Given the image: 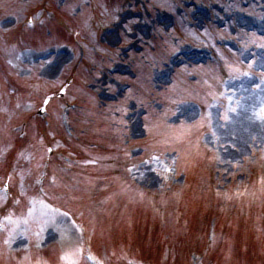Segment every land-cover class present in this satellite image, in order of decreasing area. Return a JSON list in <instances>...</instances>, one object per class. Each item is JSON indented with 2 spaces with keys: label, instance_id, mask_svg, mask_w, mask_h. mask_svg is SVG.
<instances>
[{
  "label": "rangeland",
  "instance_id": "374dc122",
  "mask_svg": "<svg viewBox=\"0 0 264 264\" xmlns=\"http://www.w3.org/2000/svg\"><path fill=\"white\" fill-rule=\"evenodd\" d=\"M44 1L45 0H0V16L5 15L9 19V22L11 21L10 19H12L10 23L8 22V24L0 26V99L4 95L7 96V94L4 93L5 87L9 89H12V87L19 88V85L23 87L24 91H22V94L27 99L25 103H22V101L19 103V107L24 106L19 112H15L14 109H10L6 106L0 108L1 116L6 118V121L10 123L14 120L16 122L17 118L20 116L26 117L29 111L33 109L30 107L31 104L33 105L34 103L32 100L42 99L44 91H50L52 85L58 84L59 86L66 76V71H69L67 70L68 64H66L68 59L63 55H55L56 57L54 58L52 57L40 61L35 64L34 67H30V64H33L30 63V55L25 54L26 58H29L27 62L29 66H27L19 62L17 55L20 54V49H17V52L10 50L15 47L10 44L1 48V33H3V30H8L4 32H11V29L16 26L23 17L28 16L29 6H36L37 4H42ZM123 1H126L130 5L133 4L138 10L156 13L165 12L169 15L173 24L175 22L174 27H171L169 33H164L162 29L156 27V34L154 37L144 41L143 44L153 48L152 50L156 47L167 46L170 42L184 44L186 46H200L203 45L205 41H208L210 36L214 33L215 36H211V39L219 35L220 38L227 37L243 45L245 43L242 40L246 37L245 32H247V29L250 27V21L253 23L257 22V26H261L264 23V21H256L259 17L264 19V0H260L259 2L252 0V5H254V7L249 11L253 12L258 18L254 15L250 21H246L239 17V13L248 10V8H244L243 0H72L73 3L71 0H67L65 9L63 8L59 15L62 17V21L65 23L67 30H70L66 32L62 31L63 33L61 35L59 32L55 39H59L62 36L61 40L66 42L74 41L73 33H77L78 36L81 35V37H79L81 40L91 41L95 35L94 31L97 33L112 28L116 18L121 14V8L118 7V4L121 5ZM6 4L9 5L4 7ZM258 7L260 12H257ZM198 8L203 9L200 19H196L194 16V11ZM131 15L132 13L129 16ZM230 15H232L233 19L231 23L228 22L227 28L222 29L223 31L215 30L211 24H207L210 17L213 20L223 21L226 16ZM241 24L245 27H242ZM257 26L254 28H257ZM134 28H136V26H134ZM122 29L123 35L119 33L118 37L120 39H122V37H127V41H133L131 38L133 32H130V21L126 20ZM231 29H233L234 32ZM227 32H230V34H227ZM39 35L40 34L36 35L38 40L40 38ZM116 38L117 37H115V39ZM32 40L38 42L36 38H32ZM37 42L34 43V51L40 46ZM104 49L106 52V48ZM229 49L231 50V48ZM244 51V49L241 50L240 54H242V52L244 53ZM112 52L113 50L111 49L109 53ZM70 56L68 58L71 59L72 57ZM241 58H243V56H241ZM260 58V55L257 54V58L254 59V67L264 72V68H259L258 65H256L258 60H262ZM149 59L152 60L150 56ZM151 63L153 64V62ZM150 67L149 65V68ZM138 70L144 75L142 73V68ZM151 70H153V68H151L150 71ZM6 71L13 73L16 77L7 74V81L18 80L16 82L17 84L13 82L10 85L9 82L4 81ZM143 72H145V70H143ZM79 77L81 83L91 79L88 78L85 68L81 71L79 70ZM142 78L143 76L141 79ZM245 82H243L242 85H244ZM78 86L81 89V93L75 90V92L70 95L69 99L76 102H86V107H88V109L82 119V130L80 131L88 144H96L98 135L94 132V120L108 115L105 112H101V108H96V103H94L93 100H88L90 98L85 95L86 90L83 84H79ZM262 86L264 87V81H255L245 85L244 90L239 88V92L238 90L235 91L236 88L233 89L232 91L235 92V96L237 97L234 95L230 97L231 99L235 97V100L230 99L231 103L229 101L221 112L215 111L214 113L216 114V120H219L218 124L212 125L211 136L215 137L213 140L210 139V143H215L216 145L214 160L219 163L214 174L215 177H219L220 181H218L220 184L226 187L228 185L230 191L228 188L227 190H222L223 188L217 187L219 182L215 179H213L215 183L213 190L215 191H207L204 198H198L192 186H189L185 191V188L182 191H178L179 189H177L176 185L179 184L180 186L181 183V186L184 185L183 173L188 172L192 176V169L194 170L198 166H191V168H189V165L186 167L185 165L179 164L177 171L174 164V157H168V154L163 156L153 151L148 152L142 160L137 159L130 162V176H132V179L138 187L156 191L157 195H159L158 198L161 201L156 203L153 202V204H155V206H153L155 211H162L163 209H160V205L165 204L166 208L168 207V212L172 211L170 215L171 218H173L176 212L180 213L179 216H176L165 224L166 228L159 229L160 225L158 218L160 219V216L158 214L156 215L158 218L152 216L153 219L149 220L150 222L148 225L145 221L140 219V215L132 221L135 211L131 209V204L123 206V201H127L128 199L121 197L123 195L122 192L117 193L114 190L110 191V188H107L109 183L95 181L93 175L88 174V172H84L85 174L82 172H73L72 176H67L54 168L53 171L58 173L56 176L57 183L51 186L52 188H48L43 196L38 195L34 197L30 203L29 200H27L29 198L27 194L20 210L17 213L9 212L10 216L5 218L4 224L8 231L7 234H4V236L0 238V255H3L2 248H4L5 252L10 253L8 257L10 260L5 258L1 259L0 257V264H16L18 253L23 255L24 260L34 261L37 259L39 261H49L51 262L50 264H65L63 262L65 259H62V257H65V254L60 258V254L64 249L72 252L74 260L80 261L82 255H85L87 252V249H84V247L87 246V242L91 244L93 252L97 254L96 256L106 264H135L141 260L155 264H264V236L262 232L260 231L259 234L257 233L254 238L242 234V230H244L245 226L242 220L239 221L240 212L236 214L235 205L237 203L245 204V202H236L239 198L228 202L227 198L231 197L227 196L225 197L227 200L226 205L222 207L220 205L225 200L220 194L224 193L230 195V193L238 192L236 191V187H240L238 173L241 172V174H245V170L248 172L250 167L254 168L252 164H255L258 171L262 169V173H264V135L258 132L259 124L255 122V118L258 117L256 115L252 117L249 113V109L253 111L255 109L256 113L259 112L260 108L264 107ZM167 90L166 93L172 91V96L176 95L174 100L184 101L189 98V94L184 92V90L189 91L187 84H185L184 90L182 89L181 91L175 87ZM25 92L30 94L29 98L25 96ZM129 94L132 95V93ZM11 95L14 94L12 93ZM137 96L145 100L147 94L139 93ZM250 97L252 102L248 104L249 106L243 105ZM65 99L69 101L67 97ZM214 105H217V103ZM55 106L58 107L59 105L54 104L51 109L53 110V114H55V121H58L59 113L56 111L54 112ZM239 106L244 109L248 108L244 116L254 119L252 121H247L249 124L246 128L244 125L240 127V122H238L237 118H234L237 116V109ZM232 109H235V111H232ZM218 113H221V116H219ZM191 116H193V113ZM225 117H227V119H225ZM239 117L243 119L242 115H239ZM58 123L60 124V121H58ZM7 125L3 120L0 122V154L7 145V142L11 140V135L8 132V130L10 131L9 125ZM244 129H246V131L243 132ZM155 131L156 135L152 137L158 140L161 138L158 136L159 130L155 129ZM138 134L141 135V131L133 132L134 136H139ZM246 135L252 138L247 139V137H245ZM251 139L256 141V145L262 143L260 152L256 151L257 149H253L257 147L254 143H250ZM28 154L29 152H24L16 157L17 162L14 165L15 168L20 164L18 162L22 160V157L26 158L28 156L30 158L33 153H30V155ZM41 156L43 157V154H41ZM1 159H3V155H0V160ZM242 160H245L246 165L242 163ZM38 161L39 159H37L35 163ZM75 183H77V185L74 187ZM205 185L206 184L203 183L202 186ZM93 188H97L100 192H95L98 197L97 199L93 196ZM61 190L72 194L74 199L69 200L71 206L77 205L75 201L77 197H81V201L87 204L85 209L79 205L76 207L84 211L82 213L80 212L78 220L85 226V235L89 236L90 240L87 241L84 238L85 236L78 235L74 228L69 226L66 216L56 213V210L50 209L48 201L69 212L71 211L69 209L71 206H68L67 202L69 198L61 194L64 193ZM211 196H213L216 201L211 202ZM164 200L166 201L165 203L163 202ZM184 201L189 203V205H187L188 211H186L184 208L185 206L182 205ZM146 202L148 204V201ZM146 202H141L138 206L139 209L143 210L145 207L144 203ZM1 206L2 205H0V207ZM7 209L11 210L12 206L8 205ZM146 209L144 210L146 211ZM121 210H123V217H121L119 212ZM149 210L155 213L151 207L147 211ZM130 212L133 214L132 216ZM187 212H191L189 214L190 217L195 218V216L198 215L199 218L206 223H208V220L215 218L214 213L220 212L221 220L219 232L216 229L217 238L215 242L209 243L207 241L206 237L209 226L206 223H201V225H199V228L201 226V233L203 232L200 239L201 243L194 242L196 241L193 238L194 231L189 235L183 233L185 232L184 228L179 229V227H172L173 223L175 224L174 226H180L181 224L179 222L188 216ZM263 220L262 218L260 226H263ZM139 224L143 225L137 227L136 225ZM218 224L219 223H217V227ZM137 228H141L143 231H137ZM147 229H149V231ZM247 230L249 232H255L259 230V225L257 227H255V225L248 226ZM248 231L246 232L248 233ZM124 236H126V238H124ZM244 237L245 239L243 240ZM77 249L82 251L77 252ZM199 253L201 259L196 263L193 255ZM126 255H128L126 258L127 261L124 259ZM258 255H260L261 258Z\"/></svg>",
  "mask_w": 264,
  "mask_h": 264
},
{
  "label": "snow or ice",
  "instance_id": "6c2138e0",
  "mask_svg": "<svg viewBox=\"0 0 264 264\" xmlns=\"http://www.w3.org/2000/svg\"><path fill=\"white\" fill-rule=\"evenodd\" d=\"M231 103V101H230ZM232 111H235V109H232ZM254 115H256L259 119L264 120V107L260 108L259 112L254 113ZM225 119H227V117H225ZM82 250H77V252H80ZM71 255H73L72 253H66L65 257H62V259H68ZM72 264H76L75 261H72Z\"/></svg>",
  "mask_w": 264,
  "mask_h": 264
}]
</instances>
